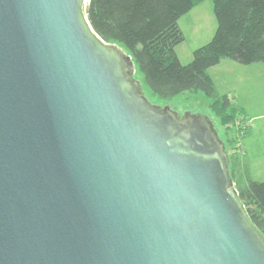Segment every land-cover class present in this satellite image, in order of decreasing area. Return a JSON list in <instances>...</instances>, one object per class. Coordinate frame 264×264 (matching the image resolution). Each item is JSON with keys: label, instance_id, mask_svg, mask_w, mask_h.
Returning a JSON list of instances; mask_svg holds the SVG:
<instances>
[{"label": "water", "instance_id": "water-1", "mask_svg": "<svg viewBox=\"0 0 264 264\" xmlns=\"http://www.w3.org/2000/svg\"><path fill=\"white\" fill-rule=\"evenodd\" d=\"M90 0H0V264H264L213 114L153 104Z\"/></svg>", "mask_w": 264, "mask_h": 264}, {"label": "trees", "instance_id": "trees-1", "mask_svg": "<svg viewBox=\"0 0 264 264\" xmlns=\"http://www.w3.org/2000/svg\"><path fill=\"white\" fill-rule=\"evenodd\" d=\"M207 0H90L88 19L108 43L124 47L152 96L169 102L202 93L225 130L230 174L239 199L264 235V181L253 179L244 163L242 140L250 134L244 108L219 93L209 69L230 59L243 66L264 64V0H212L217 29L210 42L194 50L186 65L176 48L185 41L179 22ZM240 116V117H239ZM249 124V125H248Z\"/></svg>", "mask_w": 264, "mask_h": 264}, {"label": "rangeland", "instance_id": "rangeland-1", "mask_svg": "<svg viewBox=\"0 0 264 264\" xmlns=\"http://www.w3.org/2000/svg\"><path fill=\"white\" fill-rule=\"evenodd\" d=\"M210 5H212V8L210 7ZM207 7L209 8L208 9L209 13H207L205 20H202L201 17H198L195 23L193 17L188 15L186 17L183 16L184 18H182L181 21L179 22L183 30V33L185 35V42H183L176 48V53L179 60L184 65L192 61L194 50L210 42L216 32L217 21L214 14V5L212 0H207L204 2L202 6V8L204 9V14H206L207 12L206 9ZM210 14L212 15V17L210 16ZM219 67H223V66L220 65ZM219 75L221 77V82L220 81L218 82L219 85L217 88L219 93L222 95L230 94V97L232 98V102L238 104L240 108H244V111L247 113L246 114L247 119L248 121H250L249 122L250 125L248 124L249 126H251L250 134L248 133L245 139L242 140V144L245 141V144L249 148V156H248L249 159H247L246 162L250 161L251 163L250 165L253 167L252 161L254 160V157H261L263 154L260 149L254 151L255 148L254 145L257 144L262 146L264 142L263 139L264 135L263 133H261L260 130L259 136H254L253 126H255V124L261 125L262 123H264V118L256 119L254 124H253V120L250 119L255 118L254 115L256 116L261 115L263 113L261 112V109L264 110V69L261 70V73L242 76L241 80L239 79L238 76V80L241 83V85H237L238 87L236 86V81H234L233 77L227 75L226 72L221 71ZM135 78L142 82L144 94L155 105L165 107V104L168 103V106L176 105L178 108L184 110L190 104H194L190 108L191 111L208 110L211 114H213L212 111L210 110L209 99L200 92L194 94L186 93L185 95H182L172 101L165 102L152 96L151 91L143 83L142 81L143 78L138 72V68H136ZM213 118L215 122H217L218 120L217 127L220 128L221 134L225 140V130L222 127L219 118L216 117L214 114H213ZM243 149L244 148L242 145L241 152L243 153V156H245ZM251 166H249L250 169ZM255 180L263 181L264 177H256Z\"/></svg>", "mask_w": 264, "mask_h": 264}, {"label": "crops", "instance_id": "crops-1", "mask_svg": "<svg viewBox=\"0 0 264 264\" xmlns=\"http://www.w3.org/2000/svg\"><path fill=\"white\" fill-rule=\"evenodd\" d=\"M203 4H204V2L200 5H198L197 7H195L188 14H186L185 17L188 15L192 16L195 23H196V20L198 19V17H201L202 20H205L207 13H209L208 12L209 8L208 7L206 8L207 12H206V14H204V9L202 8ZM210 7L212 8V5H210ZM210 16L212 17L211 14H210ZM182 18H184V17H182ZM180 28H181V26H180ZM181 30H182V28H181ZM220 65H222L223 67H219ZM263 69H264V64H254V65H250V66H243V65H240L239 63L232 61L230 59H224L221 61V63L219 65L209 69L208 72H209V75L211 76V78L213 79L216 87L218 88V85H219L218 82L219 81L221 82V77L219 75V73L221 71L226 72L227 75H230L231 77H233L234 81H236V86H237V85H241L240 81L238 80V76H239V79L241 80L242 76H246L249 74L261 73V70H263ZM228 95H230V94H228ZM261 112H263L261 115H259V116L254 115L255 118L250 119V120H253V124H254L256 119L264 118V110L261 109ZM260 130H261V133H263V135H264V123H262L261 125L255 124V126H253V132H254L253 135L259 136ZM263 139H264V136H263ZM242 145L244 148L243 150H244V155H245L243 161H244V163L251 166L250 161L246 162V160L249 159V157H248L249 156V148L245 144V141L243 142ZM254 146L256 148V149L254 148V151L257 149H260L263 153L261 157H254V160L252 161L253 167L251 166V174H252L253 179H256V177H264V142H263L262 146L257 145V144Z\"/></svg>", "mask_w": 264, "mask_h": 264}]
</instances>
